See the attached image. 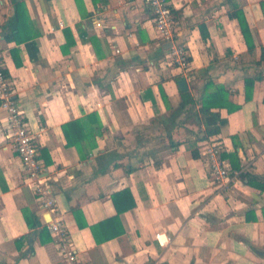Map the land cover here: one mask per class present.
<instances>
[{"label": "crops", "instance_id": "crops-1", "mask_svg": "<svg viewBox=\"0 0 264 264\" xmlns=\"http://www.w3.org/2000/svg\"><path fill=\"white\" fill-rule=\"evenodd\" d=\"M16 1L33 35L21 44L5 39ZM172 2L187 76L143 0H0V60L31 128H45L41 158L79 264H264V0ZM238 9L251 50L230 17ZM208 82L240 106L211 110L224 124L199 114ZM88 116L81 150L67 146L63 128ZM6 132L0 108V264H65ZM215 140L232 167L225 186L202 155Z\"/></svg>", "mask_w": 264, "mask_h": 264}, {"label": "built area", "instance_id": "built-area-1", "mask_svg": "<svg viewBox=\"0 0 264 264\" xmlns=\"http://www.w3.org/2000/svg\"><path fill=\"white\" fill-rule=\"evenodd\" d=\"M143 2L150 9L157 38L170 47L169 57L172 66L179 68L187 76L191 68L190 52L178 39V22L172 0ZM96 27H102L101 20H97ZM116 51L120 53V50ZM14 95V84L0 60V108L6 113L5 138L21 162L24 182L34 194L36 201L51 217L47 227L65 264H79L74 242L57 205L56 193L46 178L47 168L40 159L41 137L45 133V128L40 127L39 132L31 128ZM224 152V147L216 140L207 142L202 149L210 177L214 183L222 186L228 185L232 179L231 163L223 158Z\"/></svg>", "mask_w": 264, "mask_h": 264}, {"label": "trees", "instance_id": "trees-1", "mask_svg": "<svg viewBox=\"0 0 264 264\" xmlns=\"http://www.w3.org/2000/svg\"><path fill=\"white\" fill-rule=\"evenodd\" d=\"M15 1V0H14ZM76 2H79V0H76ZM232 19H236L239 23L241 32L246 40V43L248 44L249 50L253 48L252 45V32L249 27V23L245 17L244 12L241 9L236 10L234 13L230 15ZM11 28L13 30L12 35L6 36V41L12 42L16 41L18 44H21L23 41L27 39H32L33 35H26L25 32H30V18L28 14V10L25 4V1L21 2H15V16L13 21L11 22ZM202 36L203 38L207 37V34L205 33V28H201ZM263 54H264V49H263ZM262 61L264 60V57L261 59ZM18 67L22 65L21 62L16 63ZM256 79L254 78H249L245 80V85H246V99L250 100L254 91ZM210 87H213V84L211 82H208L205 85V94L203 96L202 102H201V108L199 109V114L202 117H207L209 115H215L218 120H219V115L213 114L211 112L212 109H227L229 113L233 111H237L240 106L233 105L232 102H230L229 97H230V90L226 89L224 86H217L216 90L213 92H209L208 89ZM183 99L184 103L186 104H196L198 105L199 102L195 100L189 93H184ZM90 116L86 118V120H77L73 121L70 123V125L65 126L63 128L64 134H65V139L67 141V146H76L78 150H81L80 144H79V138L84 139L85 135H87L83 130L82 126L84 122H87L89 120ZM224 120H219V124H224ZM220 133V127H215L212 129H207L206 131V138L208 139L209 137L213 135H217ZM43 156L47 157V151L44 149L43 150ZM197 157V155H195ZM223 158L226 159L228 158L223 154ZM41 162L44 163V160L40 157ZM49 164V162L47 163ZM46 164V165H47ZM244 178V177H243ZM28 223H30L29 216H26ZM95 238L98 243H100L102 240L97 236L96 231H94Z\"/></svg>", "mask_w": 264, "mask_h": 264}, {"label": "water", "instance_id": "water-1", "mask_svg": "<svg viewBox=\"0 0 264 264\" xmlns=\"http://www.w3.org/2000/svg\"><path fill=\"white\" fill-rule=\"evenodd\" d=\"M178 85H179L181 91L188 90V84H187V81L185 79H182L181 81H179Z\"/></svg>", "mask_w": 264, "mask_h": 264}]
</instances>
